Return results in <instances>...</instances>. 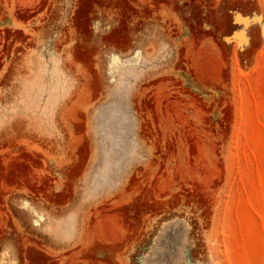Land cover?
<instances>
[{"label": "rangeland", "instance_id": "rangeland-1", "mask_svg": "<svg viewBox=\"0 0 264 264\" xmlns=\"http://www.w3.org/2000/svg\"><path fill=\"white\" fill-rule=\"evenodd\" d=\"M0 264H264V0H0Z\"/></svg>", "mask_w": 264, "mask_h": 264}]
</instances>
